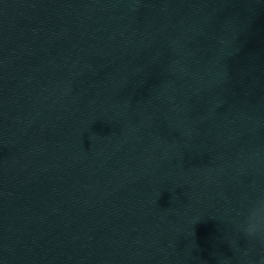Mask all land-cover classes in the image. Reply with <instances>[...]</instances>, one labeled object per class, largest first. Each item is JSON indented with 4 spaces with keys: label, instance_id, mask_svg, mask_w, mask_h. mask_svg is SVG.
<instances>
[{
    "label": "clouds",
    "instance_id": "clouds-1",
    "mask_svg": "<svg viewBox=\"0 0 264 264\" xmlns=\"http://www.w3.org/2000/svg\"><path fill=\"white\" fill-rule=\"evenodd\" d=\"M238 232L250 244L264 246V198H258L251 202L240 221ZM261 264H264V261Z\"/></svg>",
    "mask_w": 264,
    "mask_h": 264
}]
</instances>
